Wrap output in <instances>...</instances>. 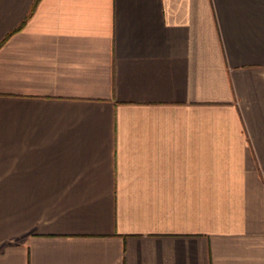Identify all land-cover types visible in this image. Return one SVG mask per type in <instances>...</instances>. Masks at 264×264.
I'll use <instances>...</instances> for the list:
<instances>
[{"label":"crops","instance_id":"0c3cea01","mask_svg":"<svg viewBox=\"0 0 264 264\" xmlns=\"http://www.w3.org/2000/svg\"><path fill=\"white\" fill-rule=\"evenodd\" d=\"M0 264H264V0H0Z\"/></svg>","mask_w":264,"mask_h":264}]
</instances>
